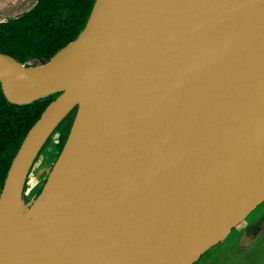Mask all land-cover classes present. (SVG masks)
<instances>
[{
	"label": "water",
	"instance_id": "95a60500",
	"mask_svg": "<svg viewBox=\"0 0 264 264\" xmlns=\"http://www.w3.org/2000/svg\"><path fill=\"white\" fill-rule=\"evenodd\" d=\"M13 104L58 93L0 191V264H194L264 200V0H95L44 63L0 52ZM76 108L40 192L33 163ZM248 184L242 196L239 176ZM241 181V182H242ZM37 212L31 251L5 242L11 202Z\"/></svg>",
	"mask_w": 264,
	"mask_h": 264
},
{
	"label": "trees",
	"instance_id": "16d2710c",
	"mask_svg": "<svg viewBox=\"0 0 264 264\" xmlns=\"http://www.w3.org/2000/svg\"><path fill=\"white\" fill-rule=\"evenodd\" d=\"M94 1L37 0L28 11L0 22V52L23 64L46 62L78 36L86 24ZM58 95L56 93L30 104L17 105L5 98L0 85V191L30 128ZM75 113L76 108L56 128L61 130L58 153L68 136Z\"/></svg>",
	"mask_w": 264,
	"mask_h": 264
},
{
	"label": "rangeland",
	"instance_id": "374dc122",
	"mask_svg": "<svg viewBox=\"0 0 264 264\" xmlns=\"http://www.w3.org/2000/svg\"><path fill=\"white\" fill-rule=\"evenodd\" d=\"M37 0H0V21L14 18L34 6ZM58 133L43 146L24 188L25 202H32L42 188L58 157ZM202 264H264V200L229 234L200 256Z\"/></svg>",
	"mask_w": 264,
	"mask_h": 264
},
{
	"label": "bare ground",
	"instance_id": "6f19581e",
	"mask_svg": "<svg viewBox=\"0 0 264 264\" xmlns=\"http://www.w3.org/2000/svg\"><path fill=\"white\" fill-rule=\"evenodd\" d=\"M250 157L254 159V164H251V171L253 172H251L252 175L249 178V181H251L250 186L252 187L254 182L256 183L264 177V147L255 148ZM242 180L245 179L241 175L235 187L237 196H242L247 187H250ZM25 212V205L19 202L17 198L11 202L4 224L5 242L8 245L19 248L18 251H13L11 254H23L31 251L28 240L37 236L42 231L37 212Z\"/></svg>",
	"mask_w": 264,
	"mask_h": 264
},
{
	"label": "flooded vegetation",
	"instance_id": "af4514ba",
	"mask_svg": "<svg viewBox=\"0 0 264 264\" xmlns=\"http://www.w3.org/2000/svg\"><path fill=\"white\" fill-rule=\"evenodd\" d=\"M26 12V11H25ZM0 22H2V21H0ZM29 63H32V62H29ZM35 63H40V62H33V64H35ZM60 124V123H59ZM57 128V127H56ZM56 128H55V130L53 131V133L50 135V137L48 138L49 139V142H47V143H45V149H46V147L50 144V142H51V139H52V136L54 135V134H57L58 133V141H57V144H56V148H57V151H58V146H59V144H60V142H61V130H56ZM43 148V147H42ZM42 150V149H41ZM41 152V151H40ZM39 152V154H38V156L36 157V159H35V161H34V163H33V166H34V164H35V162H36V160L38 159V157H39V155L41 154ZM59 154V153H58ZM33 166H32V168H33ZM31 168V169H32ZM30 173H31V170H30V172H29V175H30ZM29 175H28V178H29ZM28 178H27V181H26V183L28 182ZM26 185V184H25ZM25 188V187H24ZM39 191V190H38ZM38 193L39 192H37V194L34 196V197H36L37 195H38ZM236 227V226H235ZM234 227V228H235ZM233 229V228H232ZM194 264H202L201 262H200V257H199V259L194 263Z\"/></svg>",
	"mask_w": 264,
	"mask_h": 264
}]
</instances>
